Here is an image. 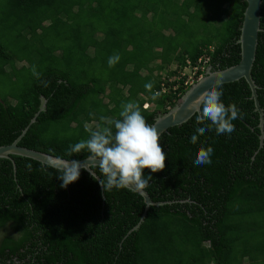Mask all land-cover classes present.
<instances>
[{
  "label": "trees",
  "instance_id": "trees-1",
  "mask_svg": "<svg viewBox=\"0 0 264 264\" xmlns=\"http://www.w3.org/2000/svg\"><path fill=\"white\" fill-rule=\"evenodd\" d=\"M146 3L0 0V145L27 127L18 145L64 159L85 158L86 150L69 154L71 146L90 138L85 125L115 131L107 121L121 119V105L129 102L140 106L151 125L177 102L183 87L174 90L177 82L168 76L179 74L188 61L194 64L207 52L213 70L239 61L246 0H181L179 16L156 13ZM260 8L251 76L264 119V0ZM208 25L211 31L201 33ZM194 31L201 38L191 49L172 41ZM117 53L121 58L110 68L108 58ZM172 63L176 67L165 77ZM149 82L151 91L144 87ZM222 88L221 101L226 107L235 103L243 118L232 121L230 135L214 129L199 135L195 130L204 125L197 124L196 113L160 135L165 168L144 169L143 178L152 176L145 190L163 203L150 205L141 221V195L116 188L104 193L83 168L64 188L55 167L20 155L11 156L14 166L0 158V264H264L259 114L243 78ZM155 92L160 96L152 100ZM40 96L45 109L30 123ZM194 134L196 144L190 142ZM209 146L211 164L196 166L197 151ZM91 169L101 176L98 167Z\"/></svg>",
  "mask_w": 264,
  "mask_h": 264
},
{
  "label": "clouds",
  "instance_id": "clouds-1",
  "mask_svg": "<svg viewBox=\"0 0 264 264\" xmlns=\"http://www.w3.org/2000/svg\"><path fill=\"white\" fill-rule=\"evenodd\" d=\"M213 50L214 46L212 45L208 51ZM205 55L208 56V60L203 68H198L191 84L184 85L183 82L191 74L192 67L198 63L199 58L203 54L197 58L194 64L187 62V65L181 69V72H184L180 76V85L183 87V91L179 98L190 85L202 77L204 70L210 65V55L208 52ZM120 58L118 53L110 56L108 58V66L110 68L115 66ZM175 67L176 65L174 64V67H168L164 72L166 70L170 71V69ZM187 67L190 68L189 72L185 70ZM33 72L36 74L35 69H33ZM176 75H178V72L174 76ZM144 87L151 91L153 84L149 82ZM222 95V84L217 80L213 86L203 91L193 100L192 107L197 113L196 122L199 125H204L196 128L197 134L203 135L206 130L213 129L217 135H230L235 131V125L232 121L243 118V113L237 108L235 103L226 107L221 101ZM159 96L160 93L155 92L151 98L156 100ZM121 107L122 111L119 113L121 119L107 121L108 125H114L115 131H113L111 126H98L96 130H92L85 125V130L90 132V138L81 140L70 148L69 154H79L86 150L88 153L87 160L91 162L92 166L99 168L103 178L95 175L93 171H90L88 167L83 166L79 161L72 160L66 162L58 169L60 172L58 179L62 181L61 187L66 188L69 184L77 181L83 168L90 173L94 180L99 182L104 193L111 191L113 188L118 190L132 189L133 186L136 190H142L152 179L151 175H148L147 179L143 178L144 169H150L151 173L164 170L166 155L159 143L160 134L156 127L146 123L138 104L129 102L122 104ZM101 120H105V118L101 117ZM197 139L198 135L194 134L191 136L190 142L196 144ZM213 151L210 146L206 149L200 148L195 155L193 163L196 166L211 164Z\"/></svg>",
  "mask_w": 264,
  "mask_h": 264
},
{
  "label": "water",
  "instance_id": "water-1",
  "mask_svg": "<svg viewBox=\"0 0 264 264\" xmlns=\"http://www.w3.org/2000/svg\"><path fill=\"white\" fill-rule=\"evenodd\" d=\"M261 0H246V7L243 12V19L240 25V35L237 42L240 45V59L236 64L228 66L226 68L215 69L211 68V65H208L204 70V74L196 82L190 85L184 93L180 96L177 102L170 107L165 112H159L154 118V122L151 124L156 127L158 133L161 135L163 132H166L169 127L174 125H179L187 121L192 117L196 112L192 107L193 100L199 96L203 91L209 89L213 86L217 80L222 83H227L243 78L248 84L251 91V98L254 102V109L259 114V128H260V145L263 144L264 131H263V109L260 106L257 92L256 84L251 76V69L256 55V46H257V36L258 31L260 30V17H261ZM46 99L43 96H40V103L38 106V111L31 118L30 123L33 122L38 115L39 111L45 109ZM27 127H25L22 132L10 143L7 145H0V158H8L13 161L11 158L12 155H20L28 158H32L36 161L41 162L57 169H60L66 162L72 160H77L83 166L88 167L90 171L92 165L91 162L87 160V157L81 159H64L54 155H51L46 152L39 150L27 148L24 146L18 145L19 140L24 135ZM14 166V161L12 162ZM98 163V162H97ZM88 172V171H87ZM94 172V171H93ZM95 173V172H94ZM95 175H97L95 173ZM98 176V175H97ZM101 187V186H100ZM139 195L142 196L145 203L144 211L141 215L140 221L143 219L148 207L150 205H160L163 202L153 201L148 192L144 189L136 190L134 186L130 189ZM140 221L134 226L137 228L140 224Z\"/></svg>",
  "mask_w": 264,
  "mask_h": 264
},
{
  "label": "rangeland",
  "instance_id": "rangeland-1",
  "mask_svg": "<svg viewBox=\"0 0 264 264\" xmlns=\"http://www.w3.org/2000/svg\"><path fill=\"white\" fill-rule=\"evenodd\" d=\"M181 0H177L175 2H172V3H169V0H153L151 3H150V0H148V3L146 4H149L151 6H155V8L153 10H155L156 13H161L163 11V15H168V14H173L175 16H179V14L183 11V8L180 4ZM145 4V2H144ZM135 14L140 16L141 15V12L139 10L135 11ZM152 14V13H151ZM149 15V14H148ZM147 15V16H148ZM151 16V15H150ZM150 16H148L150 18ZM190 17V15H189ZM152 18V16H151ZM186 18H188V16H186ZM185 18V20H186ZM189 19V18H188ZM203 24H200V26H202ZM188 26V22L186 21L185 23L183 22V28L182 29H185L186 27ZM194 27V25H192ZM189 28H190V25H189ZM210 30V25H208V27L205 29V31H202L201 30V33L202 32H208ZM211 31V30H210ZM8 32H11V34H14L15 32H12L11 30H8ZM23 34H25V31H22ZM201 33H197L196 31H194L191 35H176L172 38V41H175L177 42L179 45L181 44H185V47H188V48H193L195 46L196 43H198L201 38ZM102 34V33H101ZM199 34V35H198ZM186 36V37H185ZM12 40H14V37L12 36ZM16 43V41H14V44ZM10 46H12L11 43H9ZM100 50V49H99ZM100 56H104L105 52L103 51H100ZM160 62V59L156 60L155 62ZM101 60L100 59H96V65H94L93 69L97 66L96 68V73L98 74L99 73V64H100ZM153 64V63H152ZM171 68L174 67V64L170 66ZM104 70L102 71V73L104 74V72L107 71V69L104 67L103 68ZM187 72L190 71V68L187 67L185 69ZM159 71H157L158 73ZM168 72V70H166V72H162V75H166V73ZM161 75V77H162Z\"/></svg>",
  "mask_w": 264,
  "mask_h": 264
},
{
  "label": "built area",
  "instance_id": "built-area-1",
  "mask_svg": "<svg viewBox=\"0 0 264 264\" xmlns=\"http://www.w3.org/2000/svg\"><path fill=\"white\" fill-rule=\"evenodd\" d=\"M207 60H208V56H206L205 54H203V56L199 58L198 63L192 67L191 74L188 75L187 78L184 80V82H183L184 85H188V84H191L193 82L194 75L196 74L198 68L199 67L203 68L204 65L206 64ZM183 74H184V72L180 71L179 74L174 76V77H169L168 76V80L167 81H171V82L172 81H174V82L176 81L177 82L176 84L174 83V85L172 86V88L174 90L177 89L178 85H180V81H178V80L181 78L180 76H182ZM165 77H167V75H165ZM162 89H163L162 91H164L166 89V87H164Z\"/></svg>",
  "mask_w": 264,
  "mask_h": 264
},
{
  "label": "crops",
  "instance_id": "crops-1",
  "mask_svg": "<svg viewBox=\"0 0 264 264\" xmlns=\"http://www.w3.org/2000/svg\"><path fill=\"white\" fill-rule=\"evenodd\" d=\"M173 64H174V63L170 64L169 67H170L171 65H173ZM166 68H168V66H166L165 69H166Z\"/></svg>",
  "mask_w": 264,
  "mask_h": 264
}]
</instances>
